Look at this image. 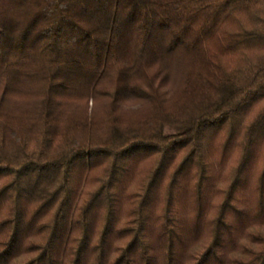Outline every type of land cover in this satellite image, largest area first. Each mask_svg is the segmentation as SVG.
<instances>
[{
  "label": "trees",
  "instance_id": "16d2710c",
  "mask_svg": "<svg viewBox=\"0 0 264 264\" xmlns=\"http://www.w3.org/2000/svg\"><path fill=\"white\" fill-rule=\"evenodd\" d=\"M0 264H264V0H0Z\"/></svg>",
  "mask_w": 264,
  "mask_h": 264
},
{
  "label": "rangeland",
  "instance_id": "374dc122",
  "mask_svg": "<svg viewBox=\"0 0 264 264\" xmlns=\"http://www.w3.org/2000/svg\"><path fill=\"white\" fill-rule=\"evenodd\" d=\"M105 100H102V101H98L96 104H94L92 101H89V106L90 109L92 108V111H96L97 113H95L96 115H100L102 114L103 110H104V105H105ZM142 106H140L139 104L137 105H134V104H131V103H126V104H123L122 107H121V110H122V113L124 114H127V116H134L136 115L138 117V109H141ZM142 113V112H141ZM139 113V115L141 114ZM144 113V111H143ZM124 114V115H125ZM126 116V115H125ZM146 163H143V166L146 167ZM140 180V176L138 175L133 181L131 180L130 181V185L133 184L132 187H135Z\"/></svg>",
  "mask_w": 264,
  "mask_h": 264
}]
</instances>
